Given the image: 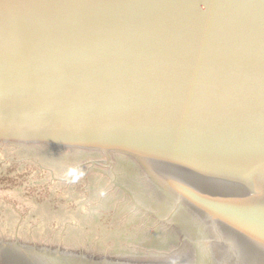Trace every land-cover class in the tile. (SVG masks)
I'll use <instances>...</instances> for the list:
<instances>
[{
    "label": "water",
    "instance_id": "1",
    "mask_svg": "<svg viewBox=\"0 0 264 264\" xmlns=\"http://www.w3.org/2000/svg\"><path fill=\"white\" fill-rule=\"evenodd\" d=\"M0 149L128 160L117 183L187 250L16 234L0 264H264V0H0Z\"/></svg>",
    "mask_w": 264,
    "mask_h": 264
},
{
    "label": "rangeland",
    "instance_id": "2",
    "mask_svg": "<svg viewBox=\"0 0 264 264\" xmlns=\"http://www.w3.org/2000/svg\"><path fill=\"white\" fill-rule=\"evenodd\" d=\"M55 153L0 149V237L13 239L17 231L25 242L127 261L187 254L179 231L143 211L96 167H86L92 163Z\"/></svg>",
    "mask_w": 264,
    "mask_h": 264
},
{
    "label": "flooded vegetation",
    "instance_id": "3",
    "mask_svg": "<svg viewBox=\"0 0 264 264\" xmlns=\"http://www.w3.org/2000/svg\"><path fill=\"white\" fill-rule=\"evenodd\" d=\"M65 155H68L69 157H71V155H73V154H65ZM78 157H81V159H84L85 162H87L89 164L92 163L94 166L90 164V165H87L86 167L87 168H88V166L89 167H96L95 169L99 173H101V175H103V177L104 176L110 177V179L112 180V184L111 185H114V187L120 189L121 191H124L122 184L121 183H117L119 181L118 180V177L119 176L120 177L122 176V172L124 171V169H122V168L119 169L120 167L115 166V164H118V162H121V163H125L126 164V163H129L128 160H125V159H122V158H112V165L110 166V164H108V162H106V158L93 157V156H87V155H80ZM95 163H99V164H95ZM107 165H109V166H107ZM120 186H122V188ZM22 218H24V217H22ZM22 218H20V219H22ZM16 234L18 235V237H20V234L17 231L14 233L13 236H15Z\"/></svg>",
    "mask_w": 264,
    "mask_h": 264
}]
</instances>
